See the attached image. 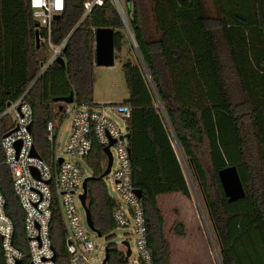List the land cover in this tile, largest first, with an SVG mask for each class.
<instances>
[{
  "label": "trees",
  "instance_id": "obj_1",
  "mask_svg": "<svg viewBox=\"0 0 264 264\" xmlns=\"http://www.w3.org/2000/svg\"><path fill=\"white\" fill-rule=\"evenodd\" d=\"M84 1L64 0L50 42L58 45L67 38L61 53L65 65L54 61L41 71L51 49L29 0H0V113L25 93L33 110L34 147L47 158L45 127L58 108L54 99L72 92L80 104L91 101L94 31L111 28L114 52L127 45L125 50L138 56L135 62L126 56L122 64L129 97L120 103L131 106L126 119L131 182L140 193L153 263L171 264L157 196L190 197L185 162L220 264H264V0H124L133 41L108 0L80 20ZM4 130L0 119V139ZM104 160L95 142L86 158L93 176L87 205L95 229L111 239L109 233L118 227L112 216L116 203L98 178ZM229 165L236 167L245 193L233 202L218 178ZM0 189L14 244L24 249L23 211L2 163ZM176 228L183 235V225ZM50 237L55 264H68L56 207ZM106 249L105 264H127L126 252L115 242ZM0 264H5L1 243Z\"/></svg>",
  "mask_w": 264,
  "mask_h": 264
},
{
  "label": "built area",
  "instance_id": "obj_2",
  "mask_svg": "<svg viewBox=\"0 0 264 264\" xmlns=\"http://www.w3.org/2000/svg\"><path fill=\"white\" fill-rule=\"evenodd\" d=\"M114 6L123 27L131 41L124 0H108ZM104 0H85L80 20L87 17L95 6ZM33 17L38 26L46 30L45 42L51 53L43 64V71L56 57L60 56L67 38L58 45L50 42L51 25L54 16L61 14L64 0H29ZM95 46V45H94ZM7 103L0 113L3 119L4 133L0 139L3 159L0 163L8 166L12 176V189L23 211L24 249L14 244V225L5 209V197L0 189V243L5 264H55L56 253L50 237V225L54 208L58 210L64 231V246L68 264H89L92 252L98 251L96 242L90 237L82 224V217L77 208L81 204L83 182L87 177L82 166L70 158L79 157L86 162L96 142L103 148L109 145L117 158L115 169L110 168L114 188L121 197L125 208L115 201L112 216L117 226L131 227L136 236L137 261L139 264H154L151 249L147 245V225L143 206L135 193L131 182V167L128 139L125 137L126 119L131 106L118 103H101L95 106L92 100L78 103L75 98L70 103H62L53 117L46 123V142L48 157L42 158L33 144L31 123L33 110L24 98ZM111 110L120 117L123 129L106 113ZM70 119V129L66 138L65 154L58 152L63 119ZM112 141V142H111ZM32 147L36 155L31 154ZM111 152V151H110ZM104 155V168L106 155ZM112 155V164L114 156ZM88 227V226H87ZM89 228V227H88Z\"/></svg>",
  "mask_w": 264,
  "mask_h": 264
},
{
  "label": "rangeland",
  "instance_id": "obj_3",
  "mask_svg": "<svg viewBox=\"0 0 264 264\" xmlns=\"http://www.w3.org/2000/svg\"><path fill=\"white\" fill-rule=\"evenodd\" d=\"M127 45L121 52H114V62L112 65H95L92 68L91 100L97 107L101 103H118L128 99L129 94L126 88L125 79L122 71V64L127 57L135 62L137 53L127 52ZM138 57V56H137ZM106 113L115 120L123 129V123L117 115L111 110L106 109ZM70 129V119L64 118L60 132L58 152L65 154L66 138ZM114 156L112 168L117 166L115 151L110 150ZM72 161L80 164L84 169L87 177L92 176V171L86 162L79 157H70ZM185 176L190 189V197L181 194L166 195L159 198L158 207L163 217V235L169 246V249L177 251L174 256V264H220L217 243L212 229L207 222L205 210L202 205L201 196L199 195L196 184L192 179L189 169L183 162ZM108 195L116 202H122L121 197L114 188L113 177L110 173L103 178ZM77 208L82 217L83 226L90 231V237L96 242L98 251L92 252L93 259L89 264H103L105 248L110 242H115L118 246L123 241H128L131 249V255L128 257V264H139L137 261L138 252L136 249V236L131 227L118 226L109 234H113L111 239L107 235L98 236L87 227L85 211L82 205L77 202ZM179 224L183 225V235H177L174 227Z\"/></svg>",
  "mask_w": 264,
  "mask_h": 264
},
{
  "label": "water",
  "instance_id": "obj_4",
  "mask_svg": "<svg viewBox=\"0 0 264 264\" xmlns=\"http://www.w3.org/2000/svg\"><path fill=\"white\" fill-rule=\"evenodd\" d=\"M60 15L57 14L54 16V20L59 19ZM38 25V23H37ZM94 64L95 65H112L114 62V44H113V30L111 28H97L94 31ZM39 36L36 33L35 35V41H36V47L39 46ZM65 48L63 49V51ZM55 62L60 65H65V60L60 55L56 57ZM74 99L73 93H69V95L64 97H57L54 99L55 102L60 103L59 109L62 108V103H70ZM125 137L128 138L129 134L126 133ZM112 142V141H111ZM110 145V144H109ZM109 145L105 146L103 148V152L106 155L107 161L106 166L101 173V175L98 177L99 179H103L106 175H108L111 165H112V155L109 150ZM31 154L36 155V150L34 147L31 149ZM93 178V176L86 177L83 182V193L80 195V201L81 205L85 211V217H86V223L89 229L95 233H97L98 236H101V233L97 231L93 225V221L90 215V211L87 205V183L88 181ZM218 178L221 183L222 189L224 191L225 196L227 197V200L229 202L236 201L238 199H241L244 197V188L242 185V182L240 180L239 174L237 172V169L234 165H229L221 170L218 171ZM135 193L137 197L140 196L139 191L135 190ZM123 245L126 247V253H125V261L128 263V257L131 254V249L129 246L128 241H123ZM107 258V249L105 248V255L103 259V264L106 263ZM16 264H20L18 261ZM31 264V263H30Z\"/></svg>",
  "mask_w": 264,
  "mask_h": 264
},
{
  "label": "crops",
  "instance_id": "obj_5",
  "mask_svg": "<svg viewBox=\"0 0 264 264\" xmlns=\"http://www.w3.org/2000/svg\"><path fill=\"white\" fill-rule=\"evenodd\" d=\"M57 105H58V107H59V105H60V103H57ZM174 194H181L180 192H174V193H168V194H160V195H158L157 196V201L159 200V198L160 197H162V196H166V195H174ZM182 196H185V195H183V194H181ZM187 197V196H186ZM177 228L176 227H174V231L176 230ZM183 233H184V229H183ZM119 248L122 250V251H125L126 252V247H125V245H123V244H121L120 246H119ZM176 253H177V251H175V250H171L170 249V255H171V258H170V263L171 264H174V256L176 255ZM131 255V254H130ZM177 255H178V253H177ZM172 258H173V261H172ZM176 264H177V262H175ZM128 264V263H127ZM181 264H182V262H181Z\"/></svg>",
  "mask_w": 264,
  "mask_h": 264
}]
</instances>
